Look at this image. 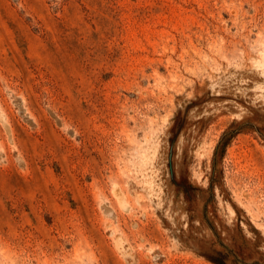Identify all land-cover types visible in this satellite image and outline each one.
Masks as SVG:
<instances>
[{
  "label": "rangeland",
  "instance_id": "obj_1",
  "mask_svg": "<svg viewBox=\"0 0 264 264\" xmlns=\"http://www.w3.org/2000/svg\"><path fill=\"white\" fill-rule=\"evenodd\" d=\"M263 54L264 0H0V264H264Z\"/></svg>",
  "mask_w": 264,
  "mask_h": 264
},
{
  "label": "trees",
  "instance_id": "obj_2",
  "mask_svg": "<svg viewBox=\"0 0 264 264\" xmlns=\"http://www.w3.org/2000/svg\"><path fill=\"white\" fill-rule=\"evenodd\" d=\"M227 134H229L227 131L223 133V135H222L220 141L218 142L217 146L215 147V151H214V153H217L218 149H219L222 145H225V144H226V140H225V142H223L224 144L221 142V140H223V138H224Z\"/></svg>",
  "mask_w": 264,
  "mask_h": 264
},
{
  "label": "bare ground",
  "instance_id": "obj_3",
  "mask_svg": "<svg viewBox=\"0 0 264 264\" xmlns=\"http://www.w3.org/2000/svg\"><path fill=\"white\" fill-rule=\"evenodd\" d=\"M261 65H262L263 68H264V54H263V61H262ZM6 129H7V128H6ZM7 131H8V129H7ZM120 201H121V200H120Z\"/></svg>",
  "mask_w": 264,
  "mask_h": 264
}]
</instances>
